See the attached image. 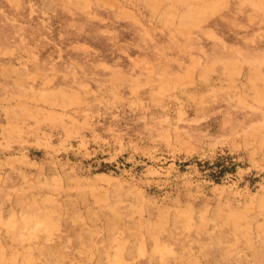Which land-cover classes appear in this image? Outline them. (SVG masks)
Here are the masks:
<instances>
[{"label": "rangeland", "instance_id": "obj_1", "mask_svg": "<svg viewBox=\"0 0 264 264\" xmlns=\"http://www.w3.org/2000/svg\"><path fill=\"white\" fill-rule=\"evenodd\" d=\"M0 264H264V0H0Z\"/></svg>", "mask_w": 264, "mask_h": 264}, {"label": "trees", "instance_id": "obj_2", "mask_svg": "<svg viewBox=\"0 0 264 264\" xmlns=\"http://www.w3.org/2000/svg\"><path fill=\"white\" fill-rule=\"evenodd\" d=\"M234 166H235V164H233V163H230V165H227V166H225V165H223L217 172V175L215 176V180L218 182V178L221 176V175H223V173L225 172V171H228V170H231V171H233L234 170Z\"/></svg>", "mask_w": 264, "mask_h": 264}]
</instances>
